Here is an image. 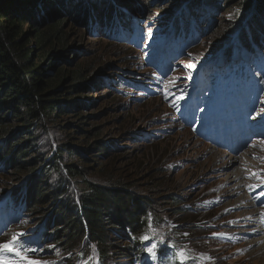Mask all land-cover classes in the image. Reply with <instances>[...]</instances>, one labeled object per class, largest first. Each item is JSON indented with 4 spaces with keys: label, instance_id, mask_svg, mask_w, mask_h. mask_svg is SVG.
Returning a JSON list of instances; mask_svg holds the SVG:
<instances>
[{
    "label": "rangeland",
    "instance_id": "rangeland-1",
    "mask_svg": "<svg viewBox=\"0 0 264 264\" xmlns=\"http://www.w3.org/2000/svg\"><path fill=\"white\" fill-rule=\"evenodd\" d=\"M137 1L147 16L144 19L155 22L164 19L162 16H177L182 10L168 6V0ZM223 1L201 0L192 6V11L204 19L205 30H201L190 53L171 63L176 69H167L164 76L146 62L145 43L129 44L112 36L88 33L67 19L62 25L70 50L66 69H83L93 88L76 98L83 106L78 112L80 121H84L81 130L67 128L64 124L72 121L67 118L58 122L62 130H55L66 135L63 140L69 147L88 158L83 173L91 183L104 184L102 174L121 175L133 182L137 197L152 201L160 221L156 228L150 227V232L158 239L145 241L146 247L157 243L163 244L164 250H172L173 240L179 245L177 253H185L184 264H264L257 240L264 237V119H260L264 98L248 106L242 99L233 104L204 103L180 93L193 83V73L202 67V60L207 57V62L217 63L220 54L225 51L228 55L232 49L234 36L249 34L251 22L249 18L243 22L247 15L242 12L243 6L233 0L236 4L228 8ZM139 23L148 35V23ZM155 30L151 28L150 41L159 38ZM260 42L264 44L263 39ZM251 46L253 50L258 48L256 44ZM215 50L221 51L212 57ZM189 63L195 67L188 69ZM144 88L150 92H143ZM94 134L100 135L97 140L107 148L98 158L92 157L96 155ZM54 140L52 136L44 145L52 148L56 146ZM71 161L80 166L76 158ZM10 174L0 167V201L20 185L10 180ZM56 183L57 176H50L48 187ZM71 194L77 195L75 188ZM172 198L178 204H173ZM36 214L23 217L19 230L16 224L11 225L0 236V243L13 235L34 239ZM253 215L259 229L250 224ZM172 253L174 256L175 250ZM1 258L6 264H24L9 253H1ZM113 259L115 264L125 260ZM144 261L155 264L156 259L146 253L142 264Z\"/></svg>",
    "mask_w": 264,
    "mask_h": 264
},
{
    "label": "trees",
    "instance_id": "trees-1",
    "mask_svg": "<svg viewBox=\"0 0 264 264\" xmlns=\"http://www.w3.org/2000/svg\"><path fill=\"white\" fill-rule=\"evenodd\" d=\"M78 1L0 0V167L10 171V180L20 183L0 201V230L4 232L14 224L18 228L23 217H32L37 212L34 221L37 234L30 240L45 249L33 258L48 264H78L82 260L87 264H115V257L125 259L122 264H142L147 244L142 237L158 239L150 232V227L156 228L160 221L155 217L154 204L150 199L137 197L132 191L133 182L121 175L102 174L106 178L104 184L91 183L83 173L88 158L77 148L69 147L63 140L66 135L56 131L62 128L58 122L64 118L72 120L64 124L67 128L81 130L84 121H80L82 115L78 112L83 106L76 98L93 88L83 69H66L70 65V50L62 25L69 19L88 33L112 36L129 44L145 43V49L157 48L154 51L157 54L162 51L164 56L167 53L166 63L176 69L168 60L175 57L169 49L180 54L177 60L181 61L190 53L201 30H205L204 19L192 11V6L201 0H168V6L182 10L177 16H162L164 19L156 22L144 19L147 16L137 0ZM238 1L243 6L242 12L247 13L243 22L248 18L251 22L250 35L233 37L228 55L224 51L218 57L221 71L213 70L214 60L207 62V57L202 60L197 86L205 84L209 90L186 89L187 95L199 96L205 103L220 94L225 95V102L234 91L238 97L244 93L251 95L253 105L264 98V50L261 49L264 44L260 42L264 40V0ZM223 2L228 8L236 4L233 0ZM140 21L156 29L154 34H159V38L150 41L140 29ZM255 44L258 48L253 50L251 45ZM216 51L212 57L218 54ZM232 65L235 67L229 68ZM229 72L232 79L225 84ZM143 92L150 91L144 88ZM52 136L56 146L50 148L44 143ZM94 136L92 147L96 155L92 157L98 158L104 156L107 148L103 141H98L100 135ZM72 158L80 166L73 165ZM52 175L57 176V183L51 188L48 180ZM74 188L76 198L71 194ZM171 200L178 204L177 199ZM45 209H49L47 213ZM111 242L117 243L110 246ZM172 248L176 251L179 248L173 240ZM172 250H164V245L158 244L157 264H178Z\"/></svg>",
    "mask_w": 264,
    "mask_h": 264
},
{
    "label": "snow or ice",
    "instance_id": "snow-or-ice-1",
    "mask_svg": "<svg viewBox=\"0 0 264 264\" xmlns=\"http://www.w3.org/2000/svg\"><path fill=\"white\" fill-rule=\"evenodd\" d=\"M148 35H151V27L149 26ZM188 69H193L195 67L194 63H189L186 65ZM183 99V97H181ZM261 103H264L262 101ZM175 107V105H174ZM255 111V109H253ZM264 113V109L261 110ZM260 119H264V115L260 116ZM2 231V230H0ZM26 236L27 234H20ZM150 237L144 236L142 237L143 241H148ZM171 246V245H169ZM50 248L53 246H49ZM158 247L157 243H152L151 246L145 248L146 253L149 256L155 257L156 256V248ZM44 251L43 246L40 245L35 240H28V239H19L17 235H13L12 238L4 243H0V253H10L20 258L24 262V264H48V262L40 260V259H33L32 257L37 256L38 254ZM49 255L52 254L51 252L48 253ZM57 255L59 253L57 252ZM70 255V254H69ZM83 255V254H81ZM177 255L181 259V264H184L185 253L180 251ZM3 264V262H0ZM78 264H87L86 260H82L78 262Z\"/></svg>",
    "mask_w": 264,
    "mask_h": 264
},
{
    "label": "bare ground",
    "instance_id": "bare-ground-1",
    "mask_svg": "<svg viewBox=\"0 0 264 264\" xmlns=\"http://www.w3.org/2000/svg\"><path fill=\"white\" fill-rule=\"evenodd\" d=\"M255 120V119H253ZM238 173V172H237ZM239 174V173H238ZM235 177V176H234ZM235 179H241L239 176L238 177H235ZM247 195V194H246ZM249 216V215H248ZM251 223V226L254 227V225H256V227L259 229V226L255 220V215H253L252 217V220L250 221ZM258 229H254V231H258ZM258 242H259V249H260V252L261 254L263 255V258H264V237L263 236H259L258 237Z\"/></svg>",
    "mask_w": 264,
    "mask_h": 264
}]
</instances>
